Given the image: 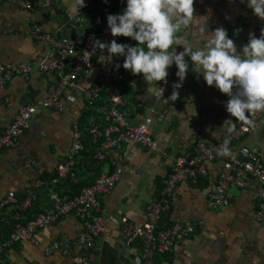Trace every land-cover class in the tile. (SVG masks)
Returning <instances> with one entry per match:
<instances>
[{"label": "crops", "instance_id": "0c3cea01", "mask_svg": "<svg viewBox=\"0 0 264 264\" xmlns=\"http://www.w3.org/2000/svg\"><path fill=\"white\" fill-rule=\"evenodd\" d=\"M26 1L38 4L50 1L51 4L45 8L39 7L30 14L12 3L0 2V64L33 63L46 58L50 52L49 46L33 38L31 30L34 23L52 36L67 38L72 43L83 41V29L72 25L68 17L84 13L94 0H84L85 6L79 12L73 11L76 0ZM111 1L115 12L122 14L127 0ZM193 8V19L177 33L183 46L190 45L193 51L205 43L207 27L209 32L218 27L224 28L238 51L247 44L250 35L257 32L258 27L260 33L264 31V19L254 14L248 6V0H194ZM249 16L255 20L254 25L245 23ZM201 29L205 31L201 32ZM118 43L137 45L133 39ZM174 47L177 53L183 51L182 46ZM101 56H108L106 49L95 57L97 64L104 68L119 61L124 62L123 56L113 55L110 61L103 60ZM185 60L189 68L180 88H174L175 84L181 83L176 76V65L168 69L173 74L169 97L173 91L179 94L176 100H169L168 106L160 103L156 94L148 91L149 86L143 76L133 84L134 87L139 86L136 105H127L123 113L126 120L135 125L142 119L138 108L154 111L149 131L158 142V150L151 151L138 146L126 149V155L120 162L122 173L119 181L108 194L100 198L104 232L97 241L96 251L90 256L94 264H135L140 256V244L125 242L119 219L125 216L134 224L144 223L147 206L158 198L173 169L174 159L179 155L190 154L198 140L206 144L219 143L229 128L224 125L226 120L241 122L235 121L226 111L228 96L205 83L203 75L196 72L190 57L186 56ZM95 78L93 73L81 78L79 88L93 84ZM57 80L58 74L55 72H33L27 78H12L0 95V132L13 120L18 106L45 98L49 86ZM151 87L156 89V84L153 83ZM62 103L65 108L63 112L39 108L31 119L30 127L21 136L19 146L0 151V200L8 193H13L18 201H22L31 182L43 174H54L57 164L66 158L72 125L75 121H81L86 104L79 90L66 91ZM165 110H168V114L165 124H162L158 115L164 114ZM194 112L195 115L192 114ZM169 117L172 118L171 122ZM91 123L90 119L85 126ZM239 145L256 146L264 156V117L236 146ZM28 158L35 160V168L23 167V162ZM80 163L79 157L76 159L74 174L88 182L95 174L93 171L82 173ZM100 168L101 172H108L111 165L103 163ZM221 168L222 164L214 161L208 165V175L204 178L208 181L207 186L204 182L202 186L181 183L169 197L161 225L202 222L195 235L175 247L171 254V264H264V224L257 219L256 192L253 189L231 187L228 206L218 210L209 207V194L218 180ZM63 185L70 189L69 184ZM31 197L30 206L32 203L33 206L29 211L32 215L50 205L45 188H38ZM15 210L8 207L4 216L16 213ZM81 229L80 221L75 218L58 221L38 233L37 245L24 243L8 248L0 264H72L81 254L75 246H70L69 255H46L43 250L55 241L70 244Z\"/></svg>", "mask_w": 264, "mask_h": 264}, {"label": "built area", "instance_id": "2783aa9c", "mask_svg": "<svg viewBox=\"0 0 264 264\" xmlns=\"http://www.w3.org/2000/svg\"><path fill=\"white\" fill-rule=\"evenodd\" d=\"M0 2L12 3L19 9L30 14L39 7L50 6V1L40 4L27 2L26 0H0ZM111 0H94L92 6L82 14L68 17L70 23L81 27L84 32L81 43H72L67 38L55 37L43 31L37 23L32 25V36L48 44L50 52L39 62H21L15 65L0 64V95L5 91L7 84L14 77L27 78L33 72H55L58 80L49 86L47 96L34 102L20 105L13 120L0 132V151L14 149L19 146L20 138L30 127V122L36 111L41 109L63 112L65 110L62 99L66 91L79 90L85 102V108L90 109L99 98V93L107 91V104L97 109L99 115L96 121L85 130L77 121L72 125L70 146L66 158L57 164L55 176L50 181L51 188L47 197L50 205L44 210L25 221L13 223L10 232L0 242V262L5 251L13 245L30 243L38 244V233L61 221L75 218L82 225L81 231L75 240L68 243L52 242L43 250L44 254L60 253L70 254V246H75L81 254L72 264H94L91 259L96 251L97 241L104 232V220L100 198L108 194L119 181L122 168L121 159L126 155V149L138 146L143 149L156 151L158 142L149 131L152 124V109L138 110L142 119L135 125L128 122L119 108L123 105V95L120 83L124 81V74L117 64L104 68L97 64L95 57L101 51L94 48V42L99 40L109 43L115 40L117 43L129 37H113L107 26V16L111 12ZM247 25H254L255 20L249 16ZM250 36L259 38L260 27ZM250 38V37H249ZM248 38V40H249ZM248 42V41H247ZM95 74V82L89 86L79 88L81 78ZM172 72L168 70L166 83L157 82L156 89H164L163 96L156 94V99L165 106L169 104V93L172 83ZM138 99L140 96L137 97ZM67 99L72 100L71 97ZM168 110L158 115L159 122L165 124ZM264 112H258L249 116L252 125L243 122L234 123V128H229L223 139L217 144H206L201 140L195 143L190 154L179 155L174 159V165L169 174L159 197L147 206L146 220L138 225L130 222L127 217L119 219L118 224L123 238L127 244H140V256L135 264H157L159 257L169 256L175 247L182 241L195 235L202 222H175L165 229H159V224L167 210L169 197L175 188L181 183L197 185L200 179L207 177L208 165L214 161L222 164L217 182L209 194V207L218 210L230 204L231 187L242 190L253 189L256 192L257 219L264 224V156L262 150L256 146L239 145L252 130L263 120ZM171 122L172 118L169 117ZM86 138L94 145L91 158L98 162L109 163L111 170L101 172L88 186L80 188L73 195H68L62 188L66 180L77 183L74 174L76 159L85 150ZM227 141L230 155L219 154L220 146ZM37 166L35 160L28 158L23 162L27 169ZM46 182L37 179L31 182L25 199L18 201L15 194L8 193L0 200V220L8 207L17 212H23L30 206L31 196Z\"/></svg>", "mask_w": 264, "mask_h": 264}, {"label": "clouds", "instance_id": "9594fccd", "mask_svg": "<svg viewBox=\"0 0 264 264\" xmlns=\"http://www.w3.org/2000/svg\"><path fill=\"white\" fill-rule=\"evenodd\" d=\"M193 3L194 0H127L122 14L107 16V26L113 37H129L137 45L96 40L94 48L102 52L107 50L108 56H101L103 60L110 61L113 55L123 56L122 67L133 75L142 74L149 86L148 91L160 97L164 89L159 86L153 89L151 85L166 83L168 69L175 64L178 69L176 76L181 83L175 84L174 88H180L189 68L185 60L188 56L196 72L203 75L205 83L228 96L225 108L230 116L235 121L252 125L249 116L264 112V31L259 38L250 36L247 44L238 51L224 28L209 32L207 27L205 43L193 51L192 46H183L177 36L194 17ZM84 6V0H76L73 11L79 12ZM248 6L255 15L264 19V0H248ZM173 45L182 46L183 51L177 53ZM178 95L173 91L169 99L174 101ZM224 125L229 126V131L234 128L231 119ZM227 143L225 141L220 146V155H230Z\"/></svg>", "mask_w": 264, "mask_h": 264}, {"label": "trees", "instance_id": "16d2710c", "mask_svg": "<svg viewBox=\"0 0 264 264\" xmlns=\"http://www.w3.org/2000/svg\"><path fill=\"white\" fill-rule=\"evenodd\" d=\"M115 11H116L115 8L112 6L111 12H112L113 15H117V13ZM120 42H122V41H120ZM115 64H117L121 68V71L123 72V74L125 76L124 81H122L119 84L120 88H121V91H122L123 100H124V103L119 108V110L121 112H123L126 109V107H128V106L135 107V105H136L135 104V98H136V95L138 93V89H139L138 87L139 86L134 87L133 84L138 82V80L142 77V74L133 75L131 72H129V70H125L122 67V65H123L122 61H119V62H117ZM127 78H130V79L127 81ZM106 94H107L106 90L100 92L99 93V98L96 100L94 105L90 109H86V111L83 112V114L81 116V121L78 122L82 129L85 130L86 128H88V126H85L87 124L88 120H90V119L93 120V121L97 120V118L99 116H97L98 114L96 113L95 109H96V107L98 109L99 107L104 106V105L107 104V102H106ZM93 152H94V145H92L91 142L88 141L87 138H86L85 150L81 153V156H80V158H81L80 167H81L82 173L93 171V173L95 174V177H93L88 182L82 181L81 177H77L78 178V182L77 183H73L69 179L66 180L64 182V184H65V186H67L69 184L70 189L69 190L66 189L64 187V185L62 186V188L65 190V192L68 195H73L80 188L90 185L95 180V178L101 173V168L100 167L103 165L104 162H98V161L93 160L91 158ZM54 176H55V172H54V174H51V175L43 174L42 176H40V179H42V180H44L46 182V186L42 187V188L46 189L47 194H48L49 188H51L50 181L52 180V178H54ZM203 182L205 183L206 186L208 185V181H206L204 178H202V179H200V181L198 183L199 186L200 185L202 186ZM163 187H162V189H163ZM161 190H160V192H161ZM160 192H159V194H160ZM21 200H23V199H21ZM31 206H33V203H32ZM31 206H30V208H27L23 212L22 211L21 212H17V214L13 212V213L9 214V216H3L1 218V220H0V242L4 238H6V236L10 232L11 227H12L14 222H16V221H25V220L31 218L32 216L36 215V214L32 215L30 213L29 210L31 209ZM163 218H162V220H163ZM162 220H161V222L159 224V229H165V228H167V227H169L171 225V224L170 225H165V226L161 225L162 224ZM157 264H171L170 257L169 256L159 257L158 261H157Z\"/></svg>", "mask_w": 264, "mask_h": 264}]
</instances>
